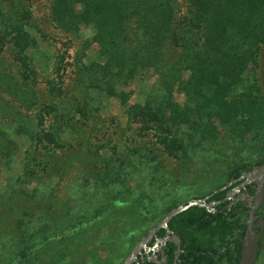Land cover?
I'll return each instance as SVG.
<instances>
[{"label":"rangeland","instance_id":"obj_1","mask_svg":"<svg viewBox=\"0 0 264 264\" xmlns=\"http://www.w3.org/2000/svg\"><path fill=\"white\" fill-rule=\"evenodd\" d=\"M77 1L0 0V264H123L173 207L264 159V0H171L201 25L160 74L110 59L122 51L100 45L95 21L70 27L88 19ZM205 30L241 42L185 66ZM150 108L183 139L176 157L136 121ZM231 228L199 235L222 249Z\"/></svg>","mask_w":264,"mask_h":264},{"label":"trees","instance_id":"obj_2","mask_svg":"<svg viewBox=\"0 0 264 264\" xmlns=\"http://www.w3.org/2000/svg\"><path fill=\"white\" fill-rule=\"evenodd\" d=\"M77 3L82 5L83 15L87 16L88 19L79 20L72 18L71 21H66L70 27L73 24L78 25L80 22L89 23L90 21H95L97 23V27L95 28L96 35L99 38L100 45L106 49L111 48V51L115 48L122 51V53L119 52L118 54L106 53L110 59L133 67V69H136L137 66H140V68L152 67L159 74L163 73L165 68L163 61L166 56L175 52L178 53V51V54L181 55L186 50L187 45L183 34L186 26L193 22L201 25V21L198 18L200 14L190 16L188 21H186L184 17L180 16L171 0H151L146 5L143 0L141 1L142 7L138 0L132 2H129V0H78ZM150 6L151 8H149ZM149 11L152 13L151 16H149ZM142 12L144 15L141 14ZM194 13H198V10H195ZM137 15V18H133ZM220 24H223V22H220ZM140 28L145 29L144 35L136 38L135 35L139 36L141 33L137 31ZM207 30L202 35L203 41L199 43L200 48L193 55L189 56L185 62L183 61L185 66L190 67L194 63V59H206L208 55L220 53L222 50L232 48V45H239L241 42V38L232 33L212 34ZM7 44L8 41L0 35V53L6 48ZM176 47L180 49L176 51ZM198 53H203V56L198 57ZM231 53L230 60H232L233 56L235 59L238 58L234 51L231 50ZM135 117L136 121L140 122L145 129L155 131L159 143L163 145L169 155L176 157L181 151L185 150L183 139L175 135L172 126L165 122V119L154 109L150 108L139 111L135 114ZM263 162L264 159L258 163ZM251 167L252 165L250 164L235 167L231 171L230 180L231 178L239 177L243 171L249 170ZM225 193L226 190L217 192L213 195V198H222ZM242 210L240 206H237L231 210L215 214L208 211L205 207L193 206L173 218V220H177L178 222L177 227L173 225V220L170 225L182 237H185V234H183L180 228L204 232L219 230L222 239L227 234V230L231 231V223L234 220L236 227L241 229V231L233 239L236 245L235 251L228 249L226 252L238 264L242 249L240 237L244 235L246 230V222L238 215L239 211ZM162 231H165V229H162ZM261 244L262 238L259 241V254ZM226 252L213 248L210 245L201 244L194 237H190L187 240L185 252L181 254V261L192 264H217L216 259L222 258ZM147 264L151 263L147 262Z\"/></svg>","mask_w":264,"mask_h":264},{"label":"water","instance_id":"obj_3","mask_svg":"<svg viewBox=\"0 0 264 264\" xmlns=\"http://www.w3.org/2000/svg\"><path fill=\"white\" fill-rule=\"evenodd\" d=\"M236 181L240 182L228 189L223 199L212 198L215 193L225 190ZM248 185L256 187L254 193L250 192ZM241 189H245L242 200L243 205L248 207V218L246 220L245 233L240 237L242 249L238 264H256L259 256V241L264 234V216L260 213L261 206L264 203V162L252 165L249 170L242 172L238 178L231 180L229 184L221 186L219 189L206 196L194 198L188 200L186 203L173 207L167 212L158 225L151 228L150 232L136 246L123 264H134L143 247L146 248L147 251H151L157 248L160 243L165 244L168 240L175 241L180 247L182 236L175 232L170 225L174 217L189 210L193 206L205 207L208 211L215 214L230 210L234 203L232 198ZM227 200H230V202L222 208H217L218 204ZM161 229H165L167 233L163 237L157 238L153 245H149L150 241ZM176 263L177 260H175L174 264Z\"/></svg>","mask_w":264,"mask_h":264},{"label":"flooded vegetation","instance_id":"obj_4","mask_svg":"<svg viewBox=\"0 0 264 264\" xmlns=\"http://www.w3.org/2000/svg\"><path fill=\"white\" fill-rule=\"evenodd\" d=\"M233 179H236V178H231V180H233ZM239 182L240 181H236L235 183H233L232 186H229L228 188H226L225 189L226 193H227L228 189H230L233 186L237 185ZM248 188H249L251 193H254L255 190H256V187L252 186V185H248ZM244 192H245V189H241L235 194V196L232 198V201L234 203H233L231 209L233 207L240 206V208H242L246 212L248 211V207L243 205L242 197L244 195ZM226 193H225V195L222 198H219V199H223L226 196ZM212 198H213V196H212ZM229 202H230V200L222 202V203L217 205V208H222L224 205H226ZM225 211H222V212H225ZM166 233H167L166 230L162 231V229H161L159 232H157L155 237L150 241L149 245H153L154 242L157 240V238L163 237ZM144 238H145V236L137 243V245ZM188 239L189 238L182 237V242H181V246L180 247L175 241H171V240H168L165 244L160 243L157 248H155L154 250H151V251H147L146 248L143 247L142 250H141V253L137 257V259H136L134 264H147V262H150L151 264H174L175 260H177L176 264H192V263H189V262H182L181 261V254L183 252H185V250H186L187 240ZM233 239H234V237H232V241L228 242L221 250H224L225 252L228 249L231 250V251H235V248H236L235 246L236 245H235ZM216 261H217V264H236V262L230 257L228 252H226L222 258H220V259L217 258Z\"/></svg>","mask_w":264,"mask_h":264},{"label":"crops","instance_id":"obj_5","mask_svg":"<svg viewBox=\"0 0 264 264\" xmlns=\"http://www.w3.org/2000/svg\"><path fill=\"white\" fill-rule=\"evenodd\" d=\"M182 232H183V234H185V235H184L185 238L194 237V238L197 240V242H199V243L205 245V243L202 241V239H201V237H200V235H199V232H200V231L193 230V229H187V230H186V228H182ZM226 243H227V242H224V241H223V244H226ZM212 247H213V246H212ZM213 248H214V247H213Z\"/></svg>","mask_w":264,"mask_h":264}]
</instances>
